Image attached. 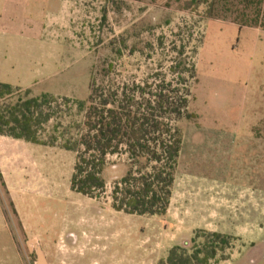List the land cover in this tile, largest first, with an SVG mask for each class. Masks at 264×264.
<instances>
[{
    "label": "rangeland",
    "instance_id": "rangeland-1",
    "mask_svg": "<svg viewBox=\"0 0 264 264\" xmlns=\"http://www.w3.org/2000/svg\"><path fill=\"white\" fill-rule=\"evenodd\" d=\"M170 2L20 1L1 24L8 32L0 33V64L8 59L16 72L0 80L31 89L33 96L87 100L98 61L117 59L125 78L145 81L171 65L174 34L189 28V51L199 46L198 81L190 106L194 118L180 123L179 184L187 179L205 200L226 195V222L216 228L239 240L222 264H264V30L209 20L203 9L192 14ZM40 29L43 43L36 39ZM161 36L165 50L157 43ZM123 38L128 48L115 56L112 42ZM5 159L0 264H37V247L48 264H160L172 248L194 246L195 222L113 209L111 194L126 173V156L110 158L101 201L72 191L74 152L27 143L7 148ZM250 197L258 198L251 216Z\"/></svg>",
    "mask_w": 264,
    "mask_h": 264
},
{
    "label": "trees",
    "instance_id": "trees-1",
    "mask_svg": "<svg viewBox=\"0 0 264 264\" xmlns=\"http://www.w3.org/2000/svg\"><path fill=\"white\" fill-rule=\"evenodd\" d=\"M112 1L119 6L141 0ZM174 5L192 14L203 9L206 19L231 22L240 29L264 30V0H171L169 6ZM193 36L189 28L181 27L169 46L174 54L171 65L167 69L162 65L161 73L142 82L125 78L117 59L98 61L91 71L87 100L51 93L33 96L31 89L0 82V136L74 152L72 191L98 201L106 193L110 158L126 156V173L111 194L113 209L166 216L184 145L180 123L194 118L190 106L198 81L199 46L189 51ZM165 39L161 36L157 42L163 50ZM112 44L115 56L128 48L124 38ZM238 240L196 230L191 249L176 246L160 264H220L231 259Z\"/></svg>",
    "mask_w": 264,
    "mask_h": 264
},
{
    "label": "crops",
    "instance_id": "crops-1",
    "mask_svg": "<svg viewBox=\"0 0 264 264\" xmlns=\"http://www.w3.org/2000/svg\"><path fill=\"white\" fill-rule=\"evenodd\" d=\"M23 0H0V33H6L8 31L1 28V24L4 25V19L9 18L12 14V10L18 6V3ZM25 1V0H24ZM30 0H26V4H29ZM8 34V33H7ZM36 39L41 43L43 40V30H39L36 34ZM2 60V59H1ZM3 63V61H1ZM4 64V63H3ZM0 64V79L4 76H11L16 72V67L13 63H9L8 59L6 64ZM1 82V80H0ZM28 142L23 140H16L7 136H0V171H3L4 163L8 162V159H5V150L12 146L27 144ZM31 144V143H30ZM4 172V171H3ZM179 176L177 175L175 187L173 190V197L171 200V205L169 211L165 218H169L172 222L183 223L185 220L192 221L198 224L193 229V233L196 230H207L211 232H218L217 225L226 222L225 211H226V195L222 193L216 198L211 197L209 200H205L202 195H199L198 191H195L191 188L188 180L186 179L185 185L179 184ZM245 205L247 202L245 199H240ZM249 205L251 211H249V216H251L252 209L257 210L258 198L254 197L249 199ZM237 208L239 206L236 205ZM243 213L247 214V207L244 206ZM241 215V214H240ZM155 216L153 218H156ZM5 227L8 228L7 218L4 216ZM180 224V225H181ZM221 233V232H219ZM225 234V233H223ZM1 235V233H0ZM227 262V261H225ZM222 262V263H225ZM220 263V264H222Z\"/></svg>",
    "mask_w": 264,
    "mask_h": 264
},
{
    "label": "water",
    "instance_id": "water-1",
    "mask_svg": "<svg viewBox=\"0 0 264 264\" xmlns=\"http://www.w3.org/2000/svg\"><path fill=\"white\" fill-rule=\"evenodd\" d=\"M30 245L33 246L34 245V241H32L30 243ZM37 254H38V258H39L37 264H48L45 255L43 254V252L41 251V249L39 247H37Z\"/></svg>",
    "mask_w": 264,
    "mask_h": 264
}]
</instances>
